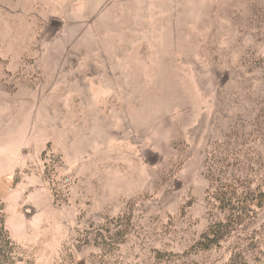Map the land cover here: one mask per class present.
<instances>
[{
  "label": "rangeland",
  "instance_id": "rangeland-1",
  "mask_svg": "<svg viewBox=\"0 0 264 264\" xmlns=\"http://www.w3.org/2000/svg\"><path fill=\"white\" fill-rule=\"evenodd\" d=\"M0 207L12 264H264V0H0Z\"/></svg>",
  "mask_w": 264,
  "mask_h": 264
},
{
  "label": "trees",
  "instance_id": "trees-1",
  "mask_svg": "<svg viewBox=\"0 0 264 264\" xmlns=\"http://www.w3.org/2000/svg\"><path fill=\"white\" fill-rule=\"evenodd\" d=\"M15 246H16V242L10 237L8 230L6 229L4 214L1 212V207H0V251L1 252L5 251L4 253H6V255L3 254L0 260V264H12L14 262L15 254L12 253L13 250L15 249ZM5 248H9V250H6ZM9 251H11V253Z\"/></svg>",
  "mask_w": 264,
  "mask_h": 264
}]
</instances>
